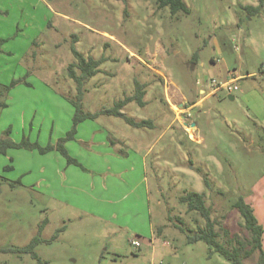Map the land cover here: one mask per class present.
Returning <instances> with one entry per match:
<instances>
[{"label": "rangeland", "instance_id": "374dc122", "mask_svg": "<svg viewBox=\"0 0 264 264\" xmlns=\"http://www.w3.org/2000/svg\"><path fill=\"white\" fill-rule=\"evenodd\" d=\"M184 1L189 12L173 15L157 0H0V139L56 146L71 131L73 43L105 59L84 85L85 112L132 95L138 80L146 104L123 112L152 120L142 128L108 115L82 121L64 143L76 163L56 148L0 154V247L26 246L48 220L35 247L42 263L0 252V264H234L204 241L187 243L205 226L180 201L188 191L205 193L221 242L249 247L234 203L264 201L263 41L248 35L246 20L231 25L248 16L234 0ZM214 57L233 74L220 75ZM239 75L231 93H197L198 80L209 92L212 79ZM263 214L256 208L261 223ZM257 259L255 251L244 263Z\"/></svg>", "mask_w": 264, "mask_h": 264}, {"label": "trees", "instance_id": "16d2710c", "mask_svg": "<svg viewBox=\"0 0 264 264\" xmlns=\"http://www.w3.org/2000/svg\"><path fill=\"white\" fill-rule=\"evenodd\" d=\"M160 7H169L170 12L174 15L178 12H189V7L184 0H157ZM245 11L250 14H257L261 9V3L258 6H243ZM72 53L75 57V61L71 63L68 67V75L74 80L77 88V96L75 100H71L74 107L75 113L73 117V127L71 131L63 138L59 140L56 146L47 145L45 147L40 146L37 142L31 143L29 138L23 137L22 141L19 143L13 142L9 136L0 139V154H5L9 148L15 147H25L28 149H39L40 152L46 153L53 149L59 150L66 158L68 163H76V159L72 158L64 145V143L74 137L77 132V125L82 121L96 119L100 115H108L123 118L129 125L137 128H142L146 126H152V120L143 119L140 121L126 115L123 112V108L130 102H136L140 106H144L146 101L144 96L146 94V85L138 80H135V92L132 95L126 96L123 99H119L114 102L111 107H103L96 112H85L83 110V96H84V85L85 83L95 76L100 70L99 66L105 61L104 58H93L91 56H85L80 53L74 43L72 44ZM194 65L198 61V55L195 54ZM78 70V71H77ZM17 84V81L13 80L11 84L7 87L10 88ZM1 106L5 107L7 104L0 103ZM10 129L7 131L9 135ZM208 186V180H204ZM13 185V183L11 184ZM180 201L185 203L188 211H196L205 219V226L199 228L196 232L192 234H186L187 243H195L197 241H204L209 245V247L223 255L227 260L233 262L234 264H245L244 259L251 256L255 251H258V259L255 264H264V249H263V226L259 223L258 218L254 213V209L250 203H248L242 196L237 199L234 203V207L239 211L244 220V227L249 232V239L247 243L249 247L241 252L239 246H234L232 248L228 247L226 244L221 242L219 237V232L216 229L218 222L211 218V207L206 204L205 193L188 191L180 196ZM45 219L39 226V230L36 236L30 241L29 244L23 247L8 246L0 247V252L3 253H16L22 255L29 253L34 259H37L39 263H42L38 254L35 251V247L39 242L42 241L41 232L47 223ZM64 227L57 230L53 238H56L58 233L63 230ZM228 233V231L226 230ZM232 239L227 240V244H232ZM242 245V242L237 241Z\"/></svg>", "mask_w": 264, "mask_h": 264}, {"label": "crops", "instance_id": "0c3cea01", "mask_svg": "<svg viewBox=\"0 0 264 264\" xmlns=\"http://www.w3.org/2000/svg\"><path fill=\"white\" fill-rule=\"evenodd\" d=\"M232 3L235 6H239V8H242L243 6H248V5H250V6H258L261 3V9L256 15L253 16L249 12H247L245 10L243 12V10H242V12L246 13V15L248 14V16L244 18L241 15L240 17H238V20L232 21L231 25L238 27V29H242L243 28V24H244L243 21L246 20L248 22V25H249V33H248V35L252 36V34H254L255 31H257L259 33V36H261V39H262L263 45H264V0H243V1L234 0V1H232ZM234 18H237V12H235V10H234ZM255 19H257V20H255ZM241 20H242V23H241ZM211 61H212L214 66L218 67V71H219L220 75L221 74H225V73H227V75L233 74L231 70L227 69L226 63H224L219 58H215L214 57V58L211 59ZM195 65H197V63ZM222 70H225V73ZM238 77H240V75L239 76H233V77H231V78H229L228 80H225V81H229V80H234L235 81ZM201 80L197 81V84L200 85V87H198L197 93L200 94V95L203 94L204 95L203 98L205 99L206 97H208L210 95V93L207 95V94L204 93V90L207 91V89H210V85L207 84V82L205 81L207 79H204V80L201 79ZM175 91L178 92V94L181 97H183L185 99L188 98V96L186 94H184L180 89H176ZM230 96H232V95H230ZM196 105H197V103H194L189 108H191V107L193 108ZM180 106H182V104H180ZM188 115H190V114L187 113V116ZM191 126L197 127V124L194 122L193 119H192V122H191ZM191 134H193V133H191ZM143 164H144L145 168H147V161L145 159L143 161ZM123 170H119V172L123 171ZM251 205H252V207L254 209L255 215H256V208H258V207H260V212L264 213V201H263V199H261V198L256 199V201L254 203H251ZM256 217L258 218L257 215H256ZM258 221H259L260 224H262L263 230H264V224H263L264 222L261 223L259 218H258ZM263 221H264V214H263ZM262 243H263V249H264V231H263Z\"/></svg>", "mask_w": 264, "mask_h": 264}, {"label": "built area", "instance_id": "2783aa9c", "mask_svg": "<svg viewBox=\"0 0 264 264\" xmlns=\"http://www.w3.org/2000/svg\"><path fill=\"white\" fill-rule=\"evenodd\" d=\"M234 82V80H229V81H224V82H220L218 83L215 79L211 80V87L212 90L207 92L206 90H204L205 94H215L218 90L220 89H227L229 93H231L233 90L237 89V86H233L232 83ZM132 244L135 247H140L141 243L139 241H132Z\"/></svg>", "mask_w": 264, "mask_h": 264}, {"label": "water", "instance_id": "95a60500", "mask_svg": "<svg viewBox=\"0 0 264 264\" xmlns=\"http://www.w3.org/2000/svg\"><path fill=\"white\" fill-rule=\"evenodd\" d=\"M231 98H233L232 96H230ZM183 118H186L185 115H182ZM195 125V124H194Z\"/></svg>", "mask_w": 264, "mask_h": 264}]
</instances>
